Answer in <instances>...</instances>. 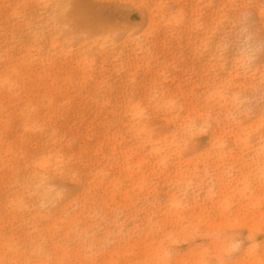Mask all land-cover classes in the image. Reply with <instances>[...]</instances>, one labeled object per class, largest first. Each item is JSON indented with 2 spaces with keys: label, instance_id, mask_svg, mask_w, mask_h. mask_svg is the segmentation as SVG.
<instances>
[{
  "label": "rangeland",
  "instance_id": "1",
  "mask_svg": "<svg viewBox=\"0 0 264 264\" xmlns=\"http://www.w3.org/2000/svg\"><path fill=\"white\" fill-rule=\"evenodd\" d=\"M33 2L38 0H0V222L6 199L19 195L30 206L20 213L21 237L39 241L61 224L73 239H88L87 247L37 249L42 264H203L206 259L264 264L259 104L241 120L229 98L210 99L219 83L216 72L195 55L205 33L196 28L191 6L230 0H134L189 6L188 19L181 23L169 22L163 12L156 20L162 26L157 44L170 50L177 65L167 81L170 94L179 98L174 109L165 106L163 90L157 94L138 38L100 48L104 34L92 31L77 35L76 44L68 46L71 52L63 40L57 51L49 38L42 48L23 43L15 55H7L5 27H19L15 8L8 6ZM76 3L89 13L99 0ZM133 18L147 19L140 12ZM85 51L94 54L95 71L78 64ZM138 65H143L139 91L122 90ZM53 80L60 85L53 87ZM135 104L147 109L142 119L133 115ZM193 122L195 135L189 128ZM46 157L48 172L37 165ZM6 169L19 178L18 193L5 190ZM180 178L183 183H177ZM116 190L120 194L112 209L102 210L95 193ZM193 219L205 225L195 236ZM101 229L103 238L93 241L89 233ZM9 243L0 232V260L30 258L31 252L11 251ZM232 243L240 247L227 257Z\"/></svg>",
  "mask_w": 264,
  "mask_h": 264
},
{
  "label": "snow or ice",
  "instance_id": "2",
  "mask_svg": "<svg viewBox=\"0 0 264 264\" xmlns=\"http://www.w3.org/2000/svg\"><path fill=\"white\" fill-rule=\"evenodd\" d=\"M8 7L15 8V19L19 27H5L3 39L6 45V54L15 55L16 48L27 43L29 47H44L49 38L54 42L57 51L63 40L64 48L69 52L74 48L69 45L76 44L77 35H87L92 31L104 34V43L100 48L107 47L109 41L122 40L125 44L127 38H138L141 43L138 47L148 54L147 68L153 75V84L157 94L163 90L166 97L165 106L175 108L179 98L170 94L167 81L172 76V69L176 68V62L172 58L170 50H161L157 44V37L162 26L156 23L157 18L163 12L169 22L181 23L188 19L189 6L140 3L134 0H99L95 12L86 13L79 9L76 0H38L33 3H17ZM192 15L197 23L196 28L205 33L195 55L215 71L217 80L209 98L219 96L221 99L229 98L232 110L242 120L247 114L251 116L259 104L261 114V130L264 131V0H230L221 4L200 3L191 6ZM137 12L143 13L147 19L144 22L136 21L133 17ZM207 20V22H205ZM147 45L145 48L144 45ZM93 53L85 51L81 54L78 64L88 71H95ZM138 65L121 84L124 91L133 93L139 91V79L141 67ZM236 81H239L237 84ZM59 80H53L52 85H60ZM236 91L233 93V89ZM132 112L141 119L147 112L142 104H135ZM206 126V125H205ZM201 128L203 129V127ZM196 123L189 125L193 135L196 132ZM187 155V153H185ZM14 170L6 169L4 176L5 190L19 192L20 181L13 174ZM183 183V178L177 180ZM119 190L110 195L97 191L95 199L98 206L104 209H112V205L119 197ZM29 205L23 196L17 195L9 202L5 201L3 221L0 222V232L4 238L10 241L8 247L11 251L18 252L21 249L26 254L31 252L28 259L0 260V264H42L36 258L37 249L40 253L46 251L48 244L74 248L87 247L88 239H73V233L65 225L56 224L49 228L50 236L45 235L39 241L27 240L20 236L21 212L29 210ZM119 212V209L115 210ZM110 216L105 212L104 221L108 222ZM43 223L44 221H38ZM47 223L51 224V217ZM193 235H199L205 230V225L193 219L190 222ZM103 229L90 232L93 241L102 239ZM234 240L235 237L233 236ZM165 241H161L163 244ZM240 247L238 243H232L225 250L224 255L231 257L234 251ZM206 256L212 249L205 248ZM48 264H53L48 261ZM62 264H70L64 261ZM203 264H230L229 259H206Z\"/></svg>",
  "mask_w": 264,
  "mask_h": 264
},
{
  "label": "bare ground",
  "instance_id": "3",
  "mask_svg": "<svg viewBox=\"0 0 264 264\" xmlns=\"http://www.w3.org/2000/svg\"><path fill=\"white\" fill-rule=\"evenodd\" d=\"M131 110H132V108H131ZM134 116H136L135 114H133ZM218 147H220V146H218ZM259 157H258V155L255 157L254 156V160H255V162L257 163L256 165H258L257 166V168H259L260 167V163H259ZM58 160H60V159H58ZM61 161V160H60ZM59 162V161H58ZM57 162V164H59ZM57 164H55L56 165V167H58L57 166ZM41 169H43L44 170V172H48V167H49V165H50V158L49 157H46V158H43V159H41L39 162H38V164H37ZM60 167H58V169H59ZM42 179L44 180L45 179V176H43L42 177ZM46 183H48V182H46ZM45 183V184H46ZM260 185H262V184H260ZM176 197V196H175ZM176 199V198H175ZM177 201V200H176ZM178 202V201H177ZM177 202H176V204H177ZM175 203V202H174ZM175 204V205H176Z\"/></svg>",
  "mask_w": 264,
  "mask_h": 264
}]
</instances>
